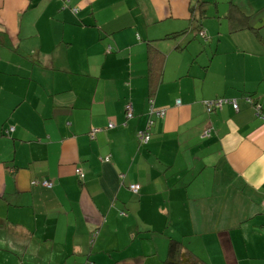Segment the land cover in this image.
Returning a JSON list of instances; mask_svg holds the SVG:
<instances>
[{"label":"crops","instance_id":"1","mask_svg":"<svg viewBox=\"0 0 264 264\" xmlns=\"http://www.w3.org/2000/svg\"><path fill=\"white\" fill-rule=\"evenodd\" d=\"M173 241L264 264V0H0V264H172Z\"/></svg>","mask_w":264,"mask_h":264},{"label":"built area","instance_id":"2","mask_svg":"<svg viewBox=\"0 0 264 264\" xmlns=\"http://www.w3.org/2000/svg\"><path fill=\"white\" fill-rule=\"evenodd\" d=\"M178 103H180V101H178ZM233 102H230L226 99H218V100H210L206 102V106H207V110L209 112H212L215 109H221L225 104H230ZM233 107L235 109H238V104L236 102L233 103ZM167 113L166 109L164 108H157L154 106V102L153 100L150 101V111H149V123L150 125H152L154 123V116H165ZM127 117L128 118H133L134 117V108H133V104L129 103L127 105ZM110 128L114 127V124L110 123L109 124ZM15 131V127L11 126L7 131H6V135H11L12 132ZM101 131V129H95L93 131V133L95 134L96 132ZM208 131L204 132L203 136H207L208 135ZM137 140L139 143L141 144H147L150 142L151 140V132L150 129H144V130H140L137 132ZM76 174L78 175L80 180H84L85 179V172L82 170V168L78 167L76 169ZM33 185H41L47 188H52L53 187V182L50 181L49 179H43V180H35L33 181ZM129 189L131 190V192L135 193V194H139L141 191V185L136 183V184H131L129 186Z\"/></svg>","mask_w":264,"mask_h":264},{"label":"trees","instance_id":"3","mask_svg":"<svg viewBox=\"0 0 264 264\" xmlns=\"http://www.w3.org/2000/svg\"><path fill=\"white\" fill-rule=\"evenodd\" d=\"M219 99H226V98H219ZM151 100H153L154 106H156L155 100L153 98H150L149 103H150ZM214 100H218V99H214ZM226 100H228L230 102H233V103L236 102L238 104L237 100H235V99H228L227 98ZM248 100L253 105V107L255 108L256 115L258 117H263V115H262V106H261V103L259 102V100L256 99L254 96H250V95L248 96ZM233 103H230L229 105H231L233 107ZM216 110H219V109H215L213 111L215 112ZM234 110L239 111V104H238V109L234 108ZM141 188H142V186H141ZM177 256H181L183 258L181 260H179L177 258ZM169 261L172 264H202L203 263L196 256H194V255H192L190 253L183 252L182 248H181V243H179L177 241H173L171 243L170 252H169Z\"/></svg>","mask_w":264,"mask_h":264},{"label":"rangeland","instance_id":"4","mask_svg":"<svg viewBox=\"0 0 264 264\" xmlns=\"http://www.w3.org/2000/svg\"><path fill=\"white\" fill-rule=\"evenodd\" d=\"M195 3H196V5L198 4V2H196V1H195ZM205 15H207V14H200V17H203ZM211 15L212 16L210 18L207 17V18H203V19H210V21H208L210 24H212L215 27L218 26L219 28H222L223 27L224 14H217V12H215V14H211ZM221 17H222V19H221ZM217 22L218 23L220 22V24L218 25ZM136 136H137V134H136ZM207 226H209V221L208 220H207ZM199 231H200V233H202L201 232L202 231V227L199 228ZM207 231H208V227H207Z\"/></svg>","mask_w":264,"mask_h":264}]
</instances>
